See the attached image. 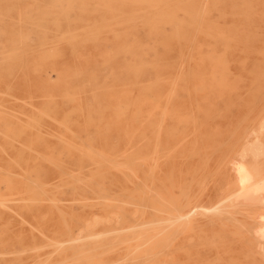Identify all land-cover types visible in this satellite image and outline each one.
Listing matches in <instances>:
<instances>
[{
	"label": "rangeland",
	"instance_id": "374dc122",
	"mask_svg": "<svg viewBox=\"0 0 264 264\" xmlns=\"http://www.w3.org/2000/svg\"><path fill=\"white\" fill-rule=\"evenodd\" d=\"M159 2L0 0V169L4 172L2 177L8 180L0 182V199L10 197L4 204L12 205V191L9 190L12 145H30L39 153L57 154L53 145H60L62 136L66 135L70 139L67 140L68 147L77 148L75 81L81 65L99 72L107 70L108 65L117 64H140L146 72L182 70L186 75L174 79L153 74L127 81L124 96L118 99L119 110H111L109 162L116 164H110L109 170L113 198H110L108 225L113 229L112 240L115 235L131 238L128 258L121 260L127 264H162V261H166L163 264H264V0H202L207 59L204 63L194 60L196 49L193 44L189 49V64L174 67L160 66L155 61ZM188 15L194 23L198 13L193 0ZM210 41L214 44L210 45ZM181 119L184 123H176ZM174 122L178 124L175 128L186 130L188 139L184 144L166 148L164 143L168 137H178V133L172 136L164 133ZM88 135L91 141L98 140L96 131L90 130ZM244 152L247 155L242 154ZM82 167L89 170L92 164L86 160ZM77 169L74 165V170ZM220 171L222 194L233 189L236 192L221 201H211L209 196L214 192L211 184L217 180ZM13 176L16 186L20 187L23 173L16 170ZM121 179L127 192H118L121 191ZM155 190L159 195L153 194ZM168 196L178 202L172 204H177L174 207L179 219L176 210L168 204L173 202ZM219 202V215H216L217 210L212 212L198 207L202 203L217 206ZM161 206H165L164 210L168 206L166 213L161 211ZM180 207H184L182 211L178 209ZM122 208L128 217L135 218L132 221H137L136 227L128 217L130 223L125 217L118 221L121 216L118 212ZM191 209L197 212L192 213ZM5 210V220L12 231V212L8 208ZM170 213L176 214L173 215L176 218L172 215L169 218ZM93 215L99 216V222L104 221L97 208L91 214L96 218ZM161 218L169 221L163 223L165 227L160 224ZM240 223L250 228L256 225L253 226L257 229L254 235L249 233L250 228L240 235ZM131 224L136 234L133 233L135 229L131 232L133 226L128 230ZM168 226L171 228L166 230ZM178 231H181L180 235ZM161 233L167 234L168 239L164 235L161 237ZM216 236L220 238L215 239ZM208 238L212 239V246L204 244ZM189 239L195 243L192 245ZM151 241L160 246L155 242L150 244ZM185 243H190L189 248ZM166 245L171 250L167 248L169 253L161 256L164 250L167 251ZM113 249L112 257L115 256ZM11 255L12 252L7 254Z\"/></svg>",
	"mask_w": 264,
	"mask_h": 264
},
{
	"label": "bare ground",
	"instance_id": "6f19581e",
	"mask_svg": "<svg viewBox=\"0 0 264 264\" xmlns=\"http://www.w3.org/2000/svg\"><path fill=\"white\" fill-rule=\"evenodd\" d=\"M191 2L192 0H160L157 6L158 16H159V19H158L159 27L157 29L156 36H155L156 43L158 45L157 48L155 49V52H156L155 61L157 62L158 65L174 67V66H185L189 64V62L191 61V58L189 55V49L191 45L193 44L195 45V49H196V55L194 56V60L197 63H204L206 61L207 43H205L204 28H203V21H204L203 10L204 9L202 5V0H193L194 5H195V12L198 13V16L196 15L194 17V23L191 22V18L188 15ZM148 13H150L151 15V12H148ZM257 28H259L258 25H257ZM209 44L213 45L214 42L210 41ZM225 65H226V61H225ZM80 67H81V72L78 73L79 77L75 81V83L77 82L76 105H77V110H78L77 111L78 112V116H77L78 133L76 134L79 137L77 148H73L72 146L68 147L69 145L67 144V140H70V139L66 135L62 136V143L60 145H53L57 150V154H54L53 152L39 153L38 149H34V147L30 145H17V146L12 145V184L9 185V190L12 191V205L4 204V202H9L6 200H8V198L10 197L5 196L3 199H0V227L2 228V234H0V264H113V262L115 264H127L126 261H121V260H126L127 252L129 248L131 247L129 246L128 242L130 241L131 238L129 239L127 237L126 238L124 237L127 235H123L121 236V238L115 235L114 241H113L112 240L113 234L111 235V232H113L112 231L113 229H111V227L108 225V221H109L108 218L110 216V201H112L110 200V198L111 197L113 198V196L110 195V171H109L111 169L110 164L113 163V162L112 163L109 162V155H111V153H110V142H109L110 131H109L108 123L110 120L111 110L112 109L119 110L118 107L121 104L119 103L118 99L124 96V93H125L124 86L127 81L139 80L144 76L150 77L151 75L152 76L158 75L159 78L161 77V78H173L174 79V77L183 76V75H186V73L185 71H182V70L179 72H174V71H147L146 72L143 70V66H141L140 64L108 65L107 70L100 71V72L95 70L94 68H91L90 66L81 65ZM220 77H222V75ZM222 78H225V77H222ZM217 79H220V78H217ZM262 79L260 78V80ZM220 81L221 80H219V82ZM222 82L223 81H221V83ZM255 82L253 84H255ZM199 84L201 85V83ZM201 88H203V85ZM261 94L262 93H260L259 96ZM259 98L260 97H258L257 99L259 100ZM255 103L253 104V106L255 105ZM262 109L264 110V107ZM249 111H251V109ZM258 113H260V110ZM183 120L184 119H181L180 122H176V123L182 124L184 123ZM176 123L175 122L174 124L172 123L170 128H167V130L164 131V133L170 134V136L174 135L175 133H178V137H176V139H174V137L173 138L168 137L167 141L164 143V147L166 148L173 147V146L175 147V146L184 144V142H187L185 141L186 139H188V136L185 133L186 130L182 128L181 129L175 128L174 126L178 125ZM157 126H160V123ZM90 130H94L97 132L98 140L96 142H93L89 139L88 133ZM122 130H123V127H122ZM118 131H120V128H118ZM49 146L51 145H48L47 147ZM251 146H255V145H251ZM250 153H253V151H251ZM242 154H246V153L244 152ZM242 154L240 156H244ZM86 160H89L92 164V167L89 170H85L84 167H82V165L84 164ZM128 164H129V161H128ZM74 165L78 167L77 170H74ZM115 165L116 164L114 162L112 166H115ZM132 165L134 164L132 163ZM127 168L130 169L132 167H127ZM16 170H19L20 172L23 173L24 180H22V185L20 187L16 186L15 179H14L15 177L13 176V172H15ZM2 176H4V172H2L1 170L0 171V182L8 181ZM220 178H221V171L218 174L217 180H215V182L211 184L214 188V192L211 193L209 196L210 197L209 200L211 201L212 200L221 201L224 197L229 198L231 194H234L236 192L233 189V191H230V193L226 195L222 194V191L220 190ZM127 179L129 180L128 177ZM241 180L244 181L243 179ZM139 182L140 181H138V183ZM141 187H137V188H140V190L142 191ZM120 188H121V191H118V192L126 191L124 187V182L122 179H121ZM189 188L190 187H188V189ZM188 189L186 190L188 191ZM151 191L154 192V190H151ZM240 191L242 192V190ZM156 193L157 192L155 190V193L153 194H156ZM157 194L159 195V193ZM123 195L125 194H122V196ZM170 196L172 198L174 197L173 195H170ZM127 197H131V196L128 195ZM168 198L170 197L168 196ZM172 198H170L169 200L170 201L173 200ZM214 198H217V199L215 200ZM134 199L136 200V198ZM174 200L173 202L171 203L169 202L168 204L171 207V209L176 210L175 207H177V204H172V203H178V202L177 200L176 202H174ZM220 203L221 202H219L217 206H214V204L212 206H207L202 203L198 205V207L206 211L214 210L215 212L217 210L216 215H219V213L217 212L221 211L220 209L221 206H219ZM128 204L132 205V203H128ZM75 205L76 206L78 205L79 207L78 206L76 207ZM111 205H115V204H111ZM172 205L173 207L175 205V207L173 208ZM134 206H135V203H134ZM165 206L162 207L163 208L162 210L160 208L162 212ZM142 207H147V206H142ZM181 207L178 209L179 210L181 209L182 211L185 206L183 208ZM6 208H8V210L11 209V212H12V231H11V228H9V225L5 220V214L7 213V210H5ZM96 208L103 215L104 221L99 222V219L97 218L98 215L97 216L93 215V216H96V218L91 217V214ZM167 208L168 206L166 207V209ZM196 208L197 207H195V209ZM166 209L164 210V212L166 211ZM195 209H191L190 211L193 213ZM177 211L178 210H176V214L178 215L170 213L169 218L171 217V215L172 217L173 215H176V217L179 216V213ZM196 212L197 211H195V213ZM118 213H120V215L122 216V218L120 216V218L118 219L119 222L121 219H124V217L127 219V217L129 216V214L127 216V214L124 213L123 208L120 209ZM187 215L189 214L187 213ZM180 216L182 217L183 215H180ZM202 216H205V214H203ZM103 217H102V220H103ZM130 217L128 218L131 219V223L132 222L134 223L135 218L133 219ZM179 218L180 217H177V219ZM161 219H162L161 220L162 223L159 222L160 224H163V223L168 224L169 221L166 222L167 221L166 219H165L166 221H164L163 218ZM184 220L186 221V219ZM188 220L189 219L187 218V221ZM126 221L124 223H126ZM153 221L154 220H152V222ZM176 222H178L179 224H182V222H179V221H176ZM154 223H158V222H154ZM183 223L185 224V222ZM188 223L189 222H187V224ZM138 224H139V221H138ZM166 224H163V226ZM93 225L97 226V228L92 229L91 227ZM122 225H123V220H122ZM142 225L140 224V226ZM169 225L173 226L170 223ZM189 225L191 226V224ZM128 226L130 227V228L128 227V230H130L133 224L128 225ZM134 226L136 227V224ZM134 226L132 227L131 232L133 229H135ZM153 226H155V224H153ZM161 226L162 225H160V228ZM163 226L162 228L165 227ZM170 226H168L166 230H168ZM239 226L241 227L240 229H242V232L240 233V235L242 236L250 228V227H247L248 225L241 224V223L239 224ZM253 226L250 228V232H249L250 234H253L254 230H257V229H254ZM199 227L200 229L202 228V226H199ZM145 228H148V227H145ZM176 228L175 229L172 228V230L173 229L176 230ZM182 228L183 227H181L180 229ZM126 229H124V231H126ZM160 230L158 229V232H160ZM170 230L171 229H169V231ZM135 231L136 229L133 231V233ZM197 231L199 232L200 230H197ZM158 232L155 231V234H157ZM161 232L163 231L161 230ZM172 232L174 235L175 231H172ZM180 232L181 231H178V234ZM183 232H184V229L182 233ZM231 232L233 233V231ZM152 233H154L153 230H152ZM166 233L169 234L168 231ZM114 234H117V233H114ZM167 234L161 233L160 236L162 237V235L165 236ZM235 234L236 233H234V235ZM237 234L239 235V233ZM150 235L152 239L153 237L155 239V236L152 237L151 233ZM150 235L148 234V238ZM129 236H131V234H129ZM156 236L160 238V236L158 235ZM228 236H225V238ZM177 237L175 239H177ZM220 237L216 236V238L215 237L214 238L217 239ZM255 237H256V234H255ZM151 238L149 239L152 240ZM172 238L170 240L174 239ZM206 238L207 237H205V239ZM211 238L214 239L213 237ZM253 239H256V238H254L253 236ZM155 240L157 241V239ZM161 240L163 241L164 238ZM161 240L158 239L159 242H162ZM198 240H199V237H198ZM201 240L202 239L200 238L199 241ZM209 240H204V244L205 245L211 244L212 246L213 242H211L210 240V243H209L208 242ZM147 241L149 240L147 239ZM192 241L193 240L190 241L189 239L188 242H191V244L193 245V243L195 242L194 241L192 242ZM205 241L208 243H206ZM151 242L152 243L150 242L149 243L153 244L155 241L154 242L151 241ZM157 243L158 242H155L154 244H156L157 246H160ZM142 245H145V244H142ZM156 245L154 246L157 247ZM185 245H187V243H185ZM188 245H190V243H188ZM201 245L202 244H199L198 246H201ZM164 246H165V243H164ZM164 246L162 248H164ZM169 247H167L166 245L164 249H166L167 251L164 250V254L160 253L161 256L162 255L165 256V254L167 255L166 252L169 253L168 251V249H170ZM190 247L192 248V246ZM174 248L175 247H173L172 249ZM112 249H113V252L115 253L114 257L111 256ZM159 249L157 251H159ZM162 251L163 249L160 252ZM11 252H12V255L7 256V254ZM156 255L157 254H155V256ZM146 256H148V253L146 254ZM134 257H138V256H134ZM142 260H143V257H142ZM143 263H146V261ZM161 263L162 264L166 263V261L165 262L162 261Z\"/></svg>",
	"mask_w": 264,
	"mask_h": 264
}]
</instances>
